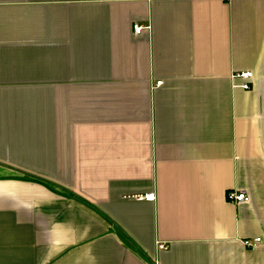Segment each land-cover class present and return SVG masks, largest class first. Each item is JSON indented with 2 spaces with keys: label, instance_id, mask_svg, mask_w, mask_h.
Wrapping results in <instances>:
<instances>
[{
  "label": "crops",
  "instance_id": "0c3cea01",
  "mask_svg": "<svg viewBox=\"0 0 264 264\" xmlns=\"http://www.w3.org/2000/svg\"><path fill=\"white\" fill-rule=\"evenodd\" d=\"M0 264H264V0H0Z\"/></svg>",
  "mask_w": 264,
  "mask_h": 264
},
{
  "label": "built area",
  "instance_id": "2783aa9c",
  "mask_svg": "<svg viewBox=\"0 0 264 264\" xmlns=\"http://www.w3.org/2000/svg\"><path fill=\"white\" fill-rule=\"evenodd\" d=\"M146 29L142 26L139 25H133L132 27V32L134 36H139L141 35ZM238 78L242 80V84L240 85L241 89L243 90H248V81L251 78V73L249 72H242V73H237L234 75V79ZM161 82L156 83V86H161ZM148 201H152L154 199V195H145L142 197H139ZM227 200L234 204L237 205L239 203H247L249 201L248 194L244 191H238V192H227L226 194ZM260 242V239H254L253 241H243V245L250 250H254V247L257 243ZM159 250H166L167 246L165 244L159 243L157 244Z\"/></svg>",
  "mask_w": 264,
  "mask_h": 264
}]
</instances>
